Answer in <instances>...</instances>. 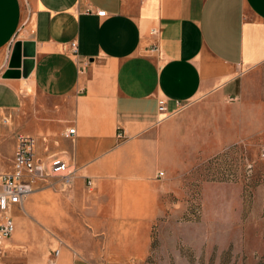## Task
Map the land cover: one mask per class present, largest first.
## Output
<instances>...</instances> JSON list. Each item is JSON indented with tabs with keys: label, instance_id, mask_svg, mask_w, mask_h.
Returning a JSON list of instances; mask_svg holds the SVG:
<instances>
[{
	"label": "crops",
	"instance_id": "0c3cea01",
	"mask_svg": "<svg viewBox=\"0 0 264 264\" xmlns=\"http://www.w3.org/2000/svg\"><path fill=\"white\" fill-rule=\"evenodd\" d=\"M19 135L47 175L11 208L0 264H144L183 179L264 139V0H0V174Z\"/></svg>",
	"mask_w": 264,
	"mask_h": 264
},
{
	"label": "rangeland",
	"instance_id": "374dc122",
	"mask_svg": "<svg viewBox=\"0 0 264 264\" xmlns=\"http://www.w3.org/2000/svg\"><path fill=\"white\" fill-rule=\"evenodd\" d=\"M263 148L264 139L224 145L199 164L200 177L189 173L187 206L166 235L157 232L144 264H264Z\"/></svg>",
	"mask_w": 264,
	"mask_h": 264
},
{
	"label": "built area",
	"instance_id": "2783aa9c",
	"mask_svg": "<svg viewBox=\"0 0 264 264\" xmlns=\"http://www.w3.org/2000/svg\"><path fill=\"white\" fill-rule=\"evenodd\" d=\"M100 11L99 15H104ZM74 50H77L76 48ZM180 105V103H177ZM159 111H168L166 102H159ZM75 128L70 129L69 134H74ZM119 139H125L123 131L118 134ZM37 142L31 136L19 135L14 161V170L9 173L0 174V255L3 245L14 235L16 224L11 208L22 206L24 200L34 192L35 179H45V164L36 155ZM264 155V148H263ZM50 172L54 176L62 177L69 182V165L62 159L51 161ZM163 175V173H160ZM59 251H56L58 254Z\"/></svg>",
	"mask_w": 264,
	"mask_h": 264
},
{
	"label": "water",
	"instance_id": "95a60500",
	"mask_svg": "<svg viewBox=\"0 0 264 264\" xmlns=\"http://www.w3.org/2000/svg\"><path fill=\"white\" fill-rule=\"evenodd\" d=\"M24 57H32L34 55V52L32 51H29V50H25L24 52ZM24 66V70H25V73L27 71V68H28V64H33V60H30V59H26L25 61L22 62V50H21V46L20 44H17L15 46V49L13 51V54H12V59H11V67L10 68H20L21 66ZM30 72V69L28 71V74ZM9 73H16L15 71H10ZM17 74V73H16ZM27 74V73H26Z\"/></svg>",
	"mask_w": 264,
	"mask_h": 264
}]
</instances>
